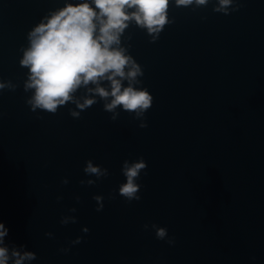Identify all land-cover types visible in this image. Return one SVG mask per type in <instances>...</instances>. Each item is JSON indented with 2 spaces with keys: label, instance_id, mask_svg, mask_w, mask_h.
I'll return each instance as SVG.
<instances>
[{
  "label": "water",
  "instance_id": "95a60500",
  "mask_svg": "<svg viewBox=\"0 0 264 264\" xmlns=\"http://www.w3.org/2000/svg\"><path fill=\"white\" fill-rule=\"evenodd\" d=\"M62 6L0 0V80L18 85L0 92L5 243L36 253L28 264H264V0H240L229 15L213 12V3L173 5L174 23L154 43L135 25L126 30L144 71L140 86L154 98L146 128L120 109L112 121L102 101L79 119L72 104L54 115L30 110L20 48ZM140 157L148 165L137 181L141 199L128 202L118 193L122 164ZM87 160L109 175L81 185L96 180L83 171ZM95 195L104 197L100 212ZM65 215L77 222L61 225ZM153 223L175 243L157 239Z\"/></svg>",
  "mask_w": 264,
  "mask_h": 264
},
{
  "label": "clouds",
  "instance_id": "9594fccd",
  "mask_svg": "<svg viewBox=\"0 0 264 264\" xmlns=\"http://www.w3.org/2000/svg\"><path fill=\"white\" fill-rule=\"evenodd\" d=\"M209 3H213V12L224 15L240 7V0H63L62 7L49 10L27 32V46L20 48L19 65L28 70L23 90L31 93L26 104L32 112L40 110L53 115L61 106L72 104L75 107L69 109V114L79 119L83 111L102 101L103 110L112 114V121L118 119L120 109L140 120V128H146L145 113L151 109L154 98L147 88L140 86L144 71L130 54L131 45L124 43L126 30L135 25L146 31L150 42L154 43L164 28L174 23L169 17L171 6L195 10ZM17 87L11 80H0V92L15 91ZM147 167L143 157L123 162L121 171L126 182L119 185L118 193L126 201L141 199V185L137 181L142 172L147 174ZM83 171L87 176H95L96 180H81V185H95L109 175L107 168L92 160L85 162ZM61 183L67 185L69 181L64 178ZM114 198L109 196V199ZM61 199L57 197L58 201ZM75 199L80 201L79 196ZM93 199L96 211H102L104 197L95 195ZM69 212L75 213L76 208ZM76 222L73 215L60 219L61 225ZM143 227L147 230L149 225ZM150 227L157 239H167L169 245L175 243L174 238L168 237L165 227L155 223ZM82 232L86 234L89 229L84 227ZM8 234L9 229L0 220V264H28L37 259L36 253L24 250V245L10 247L6 244ZM45 235L53 237L51 232ZM82 239L77 237L71 244H79ZM60 251L67 253L69 249L61 248Z\"/></svg>",
  "mask_w": 264,
  "mask_h": 264
}]
</instances>
